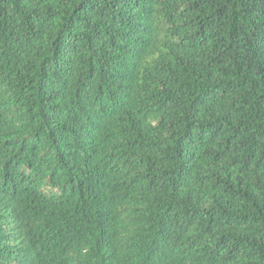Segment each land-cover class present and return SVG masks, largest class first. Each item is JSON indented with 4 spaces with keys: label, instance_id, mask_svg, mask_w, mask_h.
<instances>
[{
    "label": "trees",
    "instance_id": "16d2710c",
    "mask_svg": "<svg viewBox=\"0 0 264 264\" xmlns=\"http://www.w3.org/2000/svg\"><path fill=\"white\" fill-rule=\"evenodd\" d=\"M0 264H264V0H0Z\"/></svg>",
    "mask_w": 264,
    "mask_h": 264
}]
</instances>
